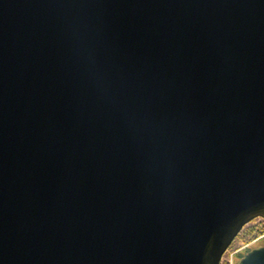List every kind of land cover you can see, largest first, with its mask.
Wrapping results in <instances>:
<instances>
[{"label":"water","instance_id":"1","mask_svg":"<svg viewBox=\"0 0 264 264\" xmlns=\"http://www.w3.org/2000/svg\"><path fill=\"white\" fill-rule=\"evenodd\" d=\"M256 217L264 0H0V264H222Z\"/></svg>","mask_w":264,"mask_h":264},{"label":"rangeland","instance_id":"2","mask_svg":"<svg viewBox=\"0 0 264 264\" xmlns=\"http://www.w3.org/2000/svg\"><path fill=\"white\" fill-rule=\"evenodd\" d=\"M264 245V218L256 217L248 222L229 246L222 264H239L249 250Z\"/></svg>","mask_w":264,"mask_h":264},{"label":"built area","instance_id":"3","mask_svg":"<svg viewBox=\"0 0 264 264\" xmlns=\"http://www.w3.org/2000/svg\"><path fill=\"white\" fill-rule=\"evenodd\" d=\"M228 248H229V247H228ZM227 250H228V249H227ZM227 250H226V251H227ZM224 254H225V253H224ZM223 256H224V255H223ZM222 258H223V257H222Z\"/></svg>","mask_w":264,"mask_h":264}]
</instances>
